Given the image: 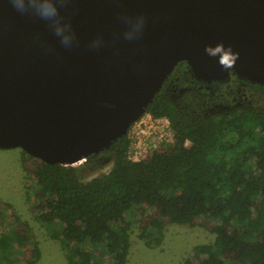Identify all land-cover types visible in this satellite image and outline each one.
Returning a JSON list of instances; mask_svg holds the SVG:
<instances>
[{
  "label": "trees",
  "instance_id": "16d2710c",
  "mask_svg": "<svg viewBox=\"0 0 264 264\" xmlns=\"http://www.w3.org/2000/svg\"><path fill=\"white\" fill-rule=\"evenodd\" d=\"M240 84L260 97L259 107L204 113L156 93L145 114L166 119L171 141L137 161L128 157L126 135L77 167L20 150L30 211L50 227L68 264H127L133 226L155 249L165 226L192 227L200 217L213 240L194 245L182 264H264V85ZM102 155L111 156L108 171L84 180ZM1 206L12 223L0 229V264H37L29 225L10 204Z\"/></svg>",
  "mask_w": 264,
  "mask_h": 264
},
{
  "label": "water",
  "instance_id": "95a60500",
  "mask_svg": "<svg viewBox=\"0 0 264 264\" xmlns=\"http://www.w3.org/2000/svg\"><path fill=\"white\" fill-rule=\"evenodd\" d=\"M60 12L71 48L0 0V149L84 161L125 136L179 62L199 82L264 85V0H66ZM125 15L145 18L138 39L123 38ZM218 43L239 54L234 68L205 53Z\"/></svg>",
  "mask_w": 264,
  "mask_h": 264
},
{
  "label": "rangeland",
  "instance_id": "374dc122",
  "mask_svg": "<svg viewBox=\"0 0 264 264\" xmlns=\"http://www.w3.org/2000/svg\"><path fill=\"white\" fill-rule=\"evenodd\" d=\"M225 95H228L227 100L221 99V94L216 100H207L203 106L202 100L200 103L197 99L195 107L206 111L216 104L224 105L227 102L233 104L235 100L232 99L236 95L237 98L245 96L249 101V106L259 107L261 104L260 97L240 83L229 88ZM179 104L186 107L185 105L190 106L191 102L180 100ZM125 135L130 140L133 152H135L134 155L131 154V157L136 160L143 158L157 145L171 141V133L166 119L161 118L155 121L148 119L145 113L128 127ZM20 157V149H0V214L4 225L0 229L8 227L12 223L8 211L1 206V203L5 202L10 204L19 215L20 223L26 222L29 225L41 252L37 264H68L60 242L49 236L48 228L50 227L40 224L30 211L31 204L26 200L23 189L24 184L28 181L22 172ZM83 162L80 161L73 166H80ZM97 162L98 168L93 169L89 164L86 166L84 180L107 172L111 166V156L102 155ZM202 220V217L198 218L196 225L192 227L175 224L165 226L163 241L155 249L147 248L143 244L138 238V230L133 226L130 233L131 246L127 264H182L183 259L194 245L210 243L213 240L214 236L200 226Z\"/></svg>",
  "mask_w": 264,
  "mask_h": 264
},
{
  "label": "clouds",
  "instance_id": "9594fccd",
  "mask_svg": "<svg viewBox=\"0 0 264 264\" xmlns=\"http://www.w3.org/2000/svg\"><path fill=\"white\" fill-rule=\"evenodd\" d=\"M13 8L21 14L33 16L44 21L49 30L59 40L61 45L71 48L76 43V34L72 28L71 22L61 15L60 7L66 0H9ZM125 25L123 38L132 41L138 39L142 34L145 24L143 16L130 17L122 16ZM101 39L93 40L90 44L91 48L101 46ZM205 53L212 58H216L217 63L225 70L235 67L239 54L232 51L231 47H225L223 43L215 46L206 45Z\"/></svg>",
  "mask_w": 264,
  "mask_h": 264
},
{
  "label": "flooded vegetation",
  "instance_id": "af4514ba",
  "mask_svg": "<svg viewBox=\"0 0 264 264\" xmlns=\"http://www.w3.org/2000/svg\"><path fill=\"white\" fill-rule=\"evenodd\" d=\"M237 83H240V80L233 74H230L228 78L222 81H212L210 83L199 82L191 76L186 64L184 62H179L174 67L170 75L164 80L162 84L163 87L158 93H163L176 104H179L180 100H188L189 102H191L190 106L194 108L197 99H199L197 100L198 102L202 100V103L200 102L202 106L205 105V102L207 100H216L221 94L222 96L220 98L223 100H227L228 95H225L226 91L232 86H235ZM236 96H234L232 99L235 100L233 104L229 102L224 105L216 104L209 107L210 109L204 111V113L213 114L238 109L245 104L246 106L248 105L249 101L245 96L242 98H240V96H238L237 98ZM177 98L178 100H176ZM185 106L190 107L187 105Z\"/></svg>",
  "mask_w": 264,
  "mask_h": 264
},
{
  "label": "built area",
  "instance_id": "2783aa9c",
  "mask_svg": "<svg viewBox=\"0 0 264 264\" xmlns=\"http://www.w3.org/2000/svg\"><path fill=\"white\" fill-rule=\"evenodd\" d=\"M147 117H148V119H152L149 115H147ZM154 120L156 121V119H154ZM131 154L134 155L135 152H133V146H131V143H130V146L128 148V157H129V159H131L133 161H137L136 159H133V157H131Z\"/></svg>",
  "mask_w": 264,
  "mask_h": 264
}]
</instances>
